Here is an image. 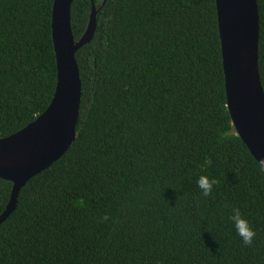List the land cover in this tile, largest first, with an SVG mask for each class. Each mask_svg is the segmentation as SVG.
Listing matches in <instances>:
<instances>
[{
    "label": "trees",
    "instance_id": "16d2710c",
    "mask_svg": "<svg viewBox=\"0 0 264 264\" xmlns=\"http://www.w3.org/2000/svg\"><path fill=\"white\" fill-rule=\"evenodd\" d=\"M53 4L0 0V139L54 97ZM93 5V39L76 53L75 140L0 224V264H264V169L227 107L216 0H74L76 41ZM201 174L216 181L207 196ZM12 188L0 178V215Z\"/></svg>",
    "mask_w": 264,
    "mask_h": 264
},
{
    "label": "water",
    "instance_id": "95a60500",
    "mask_svg": "<svg viewBox=\"0 0 264 264\" xmlns=\"http://www.w3.org/2000/svg\"><path fill=\"white\" fill-rule=\"evenodd\" d=\"M74 0H54L52 38L57 61V87L48 108L25 128L0 139V178L13 184L0 215L5 222L27 182L58 161L72 145L80 112L82 82L77 51L89 44L96 29L92 6L83 36L75 40L71 25ZM225 74L227 107L236 134L264 169V89L259 71L257 0H216Z\"/></svg>",
    "mask_w": 264,
    "mask_h": 264
},
{
    "label": "clouds",
    "instance_id": "9594fccd",
    "mask_svg": "<svg viewBox=\"0 0 264 264\" xmlns=\"http://www.w3.org/2000/svg\"><path fill=\"white\" fill-rule=\"evenodd\" d=\"M215 180L210 179L207 175L201 174L197 179V185L202 190V193L207 196L213 189ZM106 218V217H105ZM231 221L236 233L243 240L245 244H251L255 237V231L252 228L248 219H246L241 212L236 209L231 216Z\"/></svg>",
    "mask_w": 264,
    "mask_h": 264
}]
</instances>
